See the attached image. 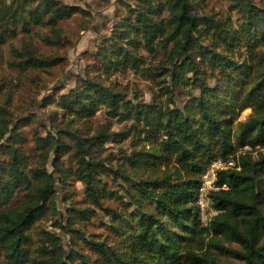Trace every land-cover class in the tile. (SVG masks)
Instances as JSON below:
<instances>
[{
	"label": "trees",
	"instance_id": "16d2710c",
	"mask_svg": "<svg viewBox=\"0 0 264 264\" xmlns=\"http://www.w3.org/2000/svg\"><path fill=\"white\" fill-rule=\"evenodd\" d=\"M135 1L120 0L127 15L89 57L107 72L161 70L169 101L134 103L118 85L82 79L79 87L60 95V107L91 116L106 106L114 117L131 120L130 127L92 136L63 128L51 138L38 136L36 165L24 131L11 129L10 113L0 106V264H220L210 250L242 264H264V153L252 157L264 148V52L258 50L264 47V5L234 0L241 15L235 28L228 18L196 11L192 0ZM77 13L89 14L60 0H0V43L16 36L18 25L29 33L36 24L50 27L51 35L44 37L48 45L63 46L67 39L57 25ZM206 35L225 44L230 54L205 43ZM239 48L246 51L243 60L231 55ZM143 52L161 59L156 68L147 67ZM13 54V65L22 69L45 70L66 61L31 48L26 53L13 49ZM184 89L187 99L178 103ZM249 108L251 114L241 120ZM132 133L144 146L136 141L127 159L142 173L106 169L94 148ZM245 146L251 151L240 155V169L223 172L218 181L228 188L211 194L219 212L205 224L197 203L200 175L212 161ZM64 156L71 160L68 168ZM102 173L128 184L124 211L103 204ZM57 175L84 183L92 204L112 217L109 238L91 239L74 226L76 218L89 219L93 208L72 207L69 219L59 218ZM20 193L21 203L5 210ZM48 215L64 235L72 234L70 245L41 225ZM80 241L93 255L80 248Z\"/></svg>",
	"mask_w": 264,
	"mask_h": 264
},
{
	"label": "rangeland",
	"instance_id": "374dc122",
	"mask_svg": "<svg viewBox=\"0 0 264 264\" xmlns=\"http://www.w3.org/2000/svg\"><path fill=\"white\" fill-rule=\"evenodd\" d=\"M71 6H78L89 12L84 15L77 13L71 18L61 20L57 28L63 32L67 39L60 47L48 45L44 37L51 35L49 26L32 24L30 32L22 31L17 26V35L8 36L4 43H0V106H4L10 113L11 129L19 126L28 139L25 147L31 158V164L36 165L40 161V151L37 150L35 139L38 136L51 138L59 129L79 130L88 136L95 135L104 129L109 128L110 132H122L127 130L132 121L124 119L123 116L114 117L106 106H100L95 114L82 116L81 114H70L58 104L60 95L70 92L81 85V80L90 77L105 84L118 85L128 95V99L134 103L157 102L166 104L169 100L163 89L165 83L164 72L152 70L143 73L129 69L127 71L107 72L98 69L90 54H96L98 48L103 45L104 40L110 37L111 31L116 23L121 21L127 11L120 0H60ZM128 3H136L135 0H126ZM256 3L264 5V0H255ZM194 8L200 13L213 14L219 19H230V24L238 27L241 19L234 0H192ZM165 15V14H164ZM205 43L213 45L218 51L230 54L227 46L216 39L206 35ZM33 49L37 54L43 56H63L66 61L54 67L43 69L28 68L22 69L13 65L15 56L13 49L26 53L27 49ZM215 48V49H216ZM264 52V47L258 48ZM147 56V67L156 68L161 59L155 56ZM246 51L239 48L231 55L236 59L243 60ZM162 56V54H161ZM161 75V76H159ZM187 89L178 98V103L187 99ZM51 98L55 101L48 103ZM252 110L246 109L240 119L245 120ZM144 146L142 139H137L135 133L128 138L119 137L110 139L94 149V155L106 165V169L112 168L120 175L125 173H139L141 170H134L128 161V156L134 148ZM264 153V148H258L252 152L253 158H258ZM53 156L50 158L53 160ZM64 168L71 166L69 157L62 158ZM49 171L53 170L50 163L47 165ZM114 174L102 173L99 183L106 207H112L124 211L123 206L127 199V183L122 178L116 179ZM57 205L60 213L59 218L67 217L73 211L72 207L80 209L93 208L95 212L89 219L76 218L74 226L81 229L91 239L104 240L111 235L112 217L107 212L96 208L87 196L85 185L75 176L65 178L57 175L56 184ZM23 193L4 209L9 210L21 203ZM66 219H69L68 217ZM54 218L50 215L42 219L41 225L49 230L60 233L68 245L72 242V234L64 235L60 228L55 227ZM77 239V238H76ZM77 241V240H76ZM80 248L89 255L91 250L82 242ZM210 253L220 264H242L233 257L223 255L217 250H210Z\"/></svg>",
	"mask_w": 264,
	"mask_h": 264
},
{
	"label": "built area",
	"instance_id": "2783aa9c",
	"mask_svg": "<svg viewBox=\"0 0 264 264\" xmlns=\"http://www.w3.org/2000/svg\"><path fill=\"white\" fill-rule=\"evenodd\" d=\"M251 147L245 146L235 155L225 159L212 161L200 175V183L197 191V203L202 221L207 224L219 211L213 206L211 194L220 189H227V185L220 186L218 181L223 172L240 169V155L250 152Z\"/></svg>",
	"mask_w": 264,
	"mask_h": 264
}]
</instances>
